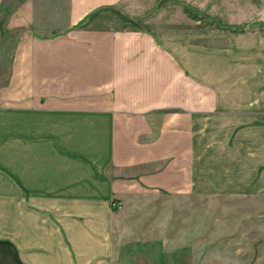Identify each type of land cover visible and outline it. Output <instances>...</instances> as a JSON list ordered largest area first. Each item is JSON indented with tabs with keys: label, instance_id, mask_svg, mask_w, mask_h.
<instances>
[{
	"label": "crops",
	"instance_id": "0c3cea01",
	"mask_svg": "<svg viewBox=\"0 0 264 264\" xmlns=\"http://www.w3.org/2000/svg\"><path fill=\"white\" fill-rule=\"evenodd\" d=\"M69 4L48 33L30 3L9 17L22 35L0 89V264H113L112 199L264 202V9L224 27L188 7L172 23L173 0Z\"/></svg>",
	"mask_w": 264,
	"mask_h": 264
},
{
	"label": "rangeland",
	"instance_id": "374dc122",
	"mask_svg": "<svg viewBox=\"0 0 264 264\" xmlns=\"http://www.w3.org/2000/svg\"><path fill=\"white\" fill-rule=\"evenodd\" d=\"M173 1L177 4L174 8L169 7L172 23L183 20L182 9L188 7L194 17L197 12L200 14L197 19L209 17L217 19L224 27H238L264 9L256 3L249 9L246 3L250 0ZM24 2L43 14L41 18L45 24L41 29L35 27V32L48 33L52 23L62 25L69 14L70 0H2L0 89L10 70L15 39L22 35L21 30L8 29L9 17L13 9ZM250 10L253 14L246 13ZM209 30L206 26L205 35L210 38L214 35L225 37L224 32L217 34ZM192 43L213 44L211 39L197 38H193ZM134 198L142 199L143 205L131 207L130 201V207L125 209L120 200L110 202L113 212L119 215L114 225L113 264H264L263 201L228 195L197 197L164 191L148 192Z\"/></svg>",
	"mask_w": 264,
	"mask_h": 264
},
{
	"label": "built area",
	"instance_id": "2783aa9c",
	"mask_svg": "<svg viewBox=\"0 0 264 264\" xmlns=\"http://www.w3.org/2000/svg\"><path fill=\"white\" fill-rule=\"evenodd\" d=\"M113 205H114V204H113ZM114 206H115V205H114ZM114 206H113V207H114Z\"/></svg>",
	"mask_w": 264,
	"mask_h": 264
}]
</instances>
